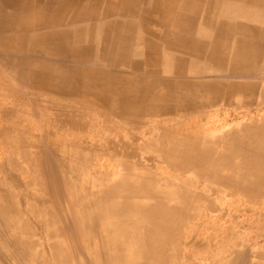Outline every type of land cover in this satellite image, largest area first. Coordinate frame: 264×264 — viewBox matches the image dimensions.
Masks as SVG:
<instances>
[{
    "label": "rangeland",
    "instance_id": "1",
    "mask_svg": "<svg viewBox=\"0 0 264 264\" xmlns=\"http://www.w3.org/2000/svg\"><path fill=\"white\" fill-rule=\"evenodd\" d=\"M20 1L21 6H25V9L21 10L22 12L20 15L15 18L18 28H21L24 20H29L32 23L31 25L37 23V20L41 21L42 24L52 22L53 20H67L66 16L73 18L72 12H74V10H77L80 15H84L85 18L82 19V22L87 25L83 30L84 33H82L81 36H77V33L71 36V41L74 43L69 44L68 41L65 43L71 45L76 44L75 41H77V39L78 42L81 40L80 45L83 46L82 49L86 51V49L91 48L88 54L93 58L90 63L89 60L83 58L79 59L76 56L71 57L67 55L65 57H54L37 52V48L35 47V52L29 51L22 53L24 54V59L30 62V67L32 69H34V67L37 69V65L41 64L40 62H45L46 65H49L54 70H57L58 66H61L74 71L76 68L82 66L90 71L96 72L98 75L118 72V76L120 75L119 79L125 81L128 75L138 76L142 74L140 77L146 78L150 73V71H146L150 66L149 64H153L152 62L156 61L153 57L154 50L155 52H160L158 47L155 49L151 47V53H147L151 54V57L148 55L146 56L145 50H143V48L146 49V43L138 36L140 33L135 32L142 27L143 23L150 24V19L157 18L159 7V5L156 6L157 0H65L66 3L64 6L60 5L61 0L55 2L52 0ZM149 2L152 3L149 4ZM18 4L19 2H17V5ZM191 4L194 5L195 1ZM69 5H71L70 8ZM163 5L165 7L164 3ZM167 11L168 8L162 13V18L160 20V23L164 22L165 25L166 22H169L163 20ZM7 13L8 15L12 13L11 9L8 7ZM173 13H175V11ZM176 16L177 15H173L172 19H175ZM178 17H180V15ZM74 20H79V18ZM74 20L70 19L71 22H74ZM114 23L120 24L118 32L124 33L121 37L124 40L123 46L120 50H115L116 55H114V48L110 46L114 32L111 26H113ZM128 27L131 28V30L128 29L127 31ZM50 28L58 30L60 26H52ZM28 31L27 29L26 32ZM119 39H115V42L113 41L115 45L118 44ZM123 48L126 49L122 52ZM149 48L148 45V52H150ZM129 50L134 56L142 54L141 57H143V55L144 57L140 60H137L138 57L134 59L135 57L133 56L130 57L131 59L120 58L122 59L120 60L119 57L122 56V53L127 54ZM4 55L10 63H13V67L11 66L13 69L15 67L14 63L18 61V58H23V56L11 53H6ZM169 60L170 57H167L164 61L167 62ZM165 64L163 65L165 66ZM163 65V71H167ZM12 68L6 67L4 69L5 72L2 77L3 86L0 87V112L3 111V114H0V160L2 162H0V204L4 206L5 204L9 205L12 203L15 207V211L21 212L22 215L16 217L11 214V216L5 219V216L0 212V238H4V235L9 237L11 235L15 236L14 234L25 238L28 237L30 240L38 243L31 247L33 249L30 250L40 255L43 254L42 258H46V260L51 262V248L49 245L53 239L50 237L47 238L46 231L41 228L43 226L42 223H44L46 227L52 228L56 226V218H58L59 215L61 218L65 217L69 219V217L73 215L72 205L70 204L72 198L85 194L86 187L94 188V185L97 184L99 181L98 179L101 178L102 175L105 176L104 174L108 173L110 177L111 175H115L112 177L113 179L120 178L118 174L112 173L114 170L119 169L117 167V161H120L117 159L118 155L115 154L120 151L112 142L120 135L128 139L129 134L131 135L132 132L136 133L137 130H140L118 127L121 121L118 117L123 119H126V117H124V114L114 111V107L116 103H118L116 99L117 94L103 95L102 92H99L105 88V85L99 80L94 82L86 77L81 80L86 85L83 86L84 88L82 91H69L61 94L57 91L48 90L33 82V78L28 76L25 72L22 74V78H19L14 74ZM128 69H132L133 71H129ZM115 80L116 79L111 78L109 82L111 81V84H115L117 82V80ZM85 95L88 97H85ZM122 99L121 97L120 100ZM151 113L157 114L152 111L143 112L142 114ZM157 116L159 117L160 114H157ZM55 119L62 120L63 124L58 121L56 122ZM70 122H76L77 125L70 126ZM160 130L161 129H156L155 131ZM129 131L131 133H129ZM184 135L185 133L173 139L181 138ZM130 146L133 148L141 147L140 145ZM130 154L131 153H129V155ZM132 154L135 153L132 152ZM160 159L161 158H159V160ZM159 160L141 159L139 161H134V164L137 165L135 170H137L138 178L144 179L145 177V179L148 180L150 177L148 175H151L152 181L150 182L151 186H149H153L154 188H152L156 190H161L164 187L165 179L167 180L169 177H163L159 174L152 175L149 173L144 176L142 174H146L147 170L143 169L139 164L142 163L148 167L163 165V167L168 166V168H171L170 165H167L166 161L162 159ZM175 168L179 169L178 167ZM182 172L184 175L187 173L185 170ZM46 173L54 175L53 179L55 181L57 180L55 186L50 184L47 185L45 179L47 176ZM140 174L143 177H141ZM107 176L106 174V177ZM121 176L125 177L126 175ZM129 179L135 178L134 176H129ZM108 180H110V178H108ZM200 185H203V183H200ZM184 187L186 186L184 185ZM48 190L50 191L48 192ZM263 193L264 182L256 189L248 191L245 195L235 192L232 194L229 193V195L222 200L217 198L216 203H213L215 209L211 207L213 209L210 208L211 210L206 209L208 211H204L206 212L204 214L205 222L203 219H197V215L195 214L197 210L194 211V207L183 206V211L191 215L189 219L186 217L183 218V222H187L184 228L187 229V233H189L187 241H190L192 232L195 231L197 234L196 236L199 237L201 247L211 249L209 253L218 254L221 248L225 249L227 247L231 249L232 253L241 252L238 254L242 256L241 258L243 260L238 256L239 259L237 258L235 264H243L245 260H250L251 257H253L251 254L255 251L264 250ZM46 196L48 198H46ZM83 200L82 198L81 201ZM203 205H206L205 202H203ZM188 211H190V214ZM207 216H209V219ZM35 218L41 220V223H35ZM196 221L200 223H196ZM109 223H112L111 220L107 221L108 225ZM21 224L23 227H27V229L25 228L22 230L24 232L19 230V225ZM97 226L98 224L94 225V227ZM72 230V223H68L66 231L70 233ZM36 231H38V234ZM79 241L81 242L79 239H74L73 241L70 237L69 240H66V244L74 246L75 242L78 244ZM62 242H64V240H62ZM81 244H83V241ZM77 247H81L80 244ZM0 248V264H6V261H8L7 264H17L16 257H14L16 256V252L13 249L14 247L9 249L13 256L5 254L1 242ZM205 256L206 255L202 256V258ZM206 258L208 261L213 260L215 264H225L219 255H209ZM26 259L25 261H30L29 255L26 256ZM232 264L234 263L232 262Z\"/></svg>",
    "mask_w": 264,
    "mask_h": 264
},
{
    "label": "bare ground",
    "instance_id": "2",
    "mask_svg": "<svg viewBox=\"0 0 264 264\" xmlns=\"http://www.w3.org/2000/svg\"><path fill=\"white\" fill-rule=\"evenodd\" d=\"M52 1L55 2L57 0H52ZM161 1L168 8V11L165 14L163 20L171 21V14L176 10L172 5V3L175 2V0H161ZM17 2H19V4H18L19 6L17 5ZM214 2L216 5L217 0H214ZM65 3H66L65 0H61L60 5L64 6ZM151 3L149 2V4H151ZM159 3H160L159 0H157L156 6L159 5ZM194 5L191 4L190 8L187 11H191V12L195 11L196 9H195ZM217 5H218V3H217ZM217 5H216L217 12L218 11H220V12L226 11V9H227L226 6L225 7L222 6L221 9H218ZM70 6L71 5H69V8H70ZM132 6H133V4H132ZM162 6H164V5H162ZM7 7L11 9L12 13L9 14L10 16L7 13ZM65 8H67V7H65ZM23 9H25V6H21L20 0H0V87L3 86L2 77H3L4 72H5L4 69L6 67L7 68L13 67V63L12 62L10 63L9 60L4 55L6 53H11V54L23 56L24 54H22V53L29 52V51L35 52L34 48L36 47L37 52H40V53H44V54L51 55L54 57H60V56L65 57L67 55L71 56V57L76 56L79 59L83 58V59L89 60L91 63L93 58L90 56V54H88L90 52L91 48L89 47L90 49H86V51L84 49H82L83 46L80 45L81 40L79 42H78V39H77V41H75L77 45L76 44L68 45L67 43H65L66 41H68L69 44L74 43L71 41V36L76 35V33H77V36H81L82 33H84L83 30H84V28H86L85 26H87L86 24H84L82 22L83 21L82 19L85 18L84 15H82V14L80 15V13L77 10H74V12H72L73 18L70 16H66L67 20H63V19L53 20L52 22H48L46 24H42L41 21L37 20L36 21L37 23H34V25H31L32 23L29 20H24V22L21 25V28L20 27L18 28L17 27L18 24H17L15 18L20 15V13L22 12L21 10H23ZM37 10H39V9H37ZM184 10H186V9H184ZM57 12H58V10H57ZM134 12H135V10H134ZM61 14H62V12H61ZM132 15H129V16H132ZM184 15H185V13H184ZM177 16H179V11H177ZM41 17H42V15H41ZM227 17H228V15H227ZM76 18H79V20H74ZM183 18H185V17H183ZM187 18H190V17H187ZM194 18H195V16H194ZM70 19H73L74 22H71L72 20L70 21ZM176 21L178 22V20H176ZM191 23H193V21H191ZM58 25L60 26V28L58 30H53L50 28L52 26H58ZM91 25H93V24H91ZM190 25H192V24H190ZM241 26H239V27H241ZM244 26H246V25H244ZM111 27H113L114 32L112 31L113 32V35L111 38L112 43L110 46L114 48V52H115V50H120L121 47L123 46L124 40L121 37H122V34H124V33L118 32V28L120 27V24H118V23H114L113 26H111ZM229 27H231L230 24H229ZM27 29L29 30L28 32H26ZM128 29L131 30V28L128 27L127 31H128ZM210 29H211V27H210ZM224 29H225L224 31H226L225 27H224ZM85 32H86V29H85ZM217 32H219V31H217ZM258 32H259V30H258ZM216 33L214 32L215 35H216ZM217 34H219V33H217ZM245 34H243V35H245ZM241 35H242V33H241ZM247 35H248V33H247ZM183 37L185 38V36H183ZM216 37H215V39H216ZM218 37H220V36H218ZM238 37H240V36H238ZM181 38H178L177 42H181L182 41ZM115 39H119L118 40L119 42L117 45H115V43H114L116 41ZM201 39H203V38H201ZM224 39H225V37H224ZM196 40L197 39H195V41ZM259 40H261V39H259ZM225 41H226V39H225ZM182 42L184 43V41H182ZM189 42H191L190 39H189ZM205 42H207V41H205ZM217 43L218 42H216V44ZM184 44H186V43H184ZM195 44L196 43H194V45ZM199 44L205 45V43L204 44L199 43ZM199 44H198V46H199ZM148 45L150 48L151 47L157 48L159 46L158 44H154V43H149ZM148 45H146V46H148ZM202 45H201V47H202ZM204 47H206V46H204ZM125 49L126 48H123L122 52ZM193 49H195L194 46H193ZM216 49H214V50L216 51ZM220 49H222V48H220ZM143 50H145V49L143 48ZM201 50H202V48H201ZM149 51H151V50H149ZM125 53H126V51H125ZM200 53H202V52H200ZM203 54H205V53H203ZM213 54L214 53H212V55ZM114 55H116V52ZM132 56H134V55L129 50V52L127 54L122 53V56L119 57V59L120 58H130ZM153 57L155 58V60L157 62L151 61L153 64L150 63L149 64L150 66L147 68V70L145 69L148 72L150 71L149 75L146 78L140 77L139 75L138 76L128 75L127 78L125 79V81H122L121 79H119L120 75L118 76V74H119L118 72H115V73L110 72L107 74L103 73V74L98 75L96 72L90 71L89 69L84 68L82 66L76 68L74 71H72V69H66V68H63L61 66H58V69L54 70L49 65H46L45 62H40L41 64L37 65V69H35L36 67H34V69H32L30 67V62L27 61V59H24V56H23V58H21V57L18 58V61L16 63H14L15 67H14V69L12 68V71L19 78H22V74L25 72L28 76L33 78V82L41 85L42 87H44L48 90L57 91L61 94L69 92V91H72V92L82 91V89L84 88L83 86L85 84L81 80H83L86 77L90 78L94 82L99 80L101 83H103L105 85V88L103 90H100L99 92H102L103 95H108V94H113V93L117 94L116 99H117L118 103H116V105L114 107V111H116L117 113L124 114V113H127L128 111H135L137 109H143L145 111H140V112L146 113L148 111H152L153 113L163 114V112H161V110L166 109V106L164 104H160V98L163 100L167 91L165 89H163L164 87H166V82H165L166 80L164 78H163L164 80L161 79L162 75L160 73H161V71H163L162 65L166 63L164 60L168 56L163 55V56H161L162 57L161 58L159 55V52H157V51L155 52V50H154ZM102 58H103V56H102ZM207 58H209V57H207ZM98 59H100V58H98ZM149 59H152V58H149ZM233 59H234V62H237V63L242 60V55L240 54L239 49H237L235 51V55H234ZM120 60H122V59H120ZM241 62H243V60ZM222 63H223V61H222ZM245 65H247V64H244V66ZM259 67H261L260 64H259ZM263 68H264V63H263ZM128 70L133 71L132 69H128ZM7 71H10V70H7ZM231 77H232V75H231ZM109 78L110 79L114 78L117 80V82L115 84H111L110 83L111 81L109 82V80H110ZM205 78H206V76H205ZM235 82L237 83V81H235ZM251 82L252 81H249L250 84H251ZM189 83H191V81ZM255 83H256V81H255ZM242 84H244V83H242ZM230 85H232V83ZM245 85L246 84H244V87H245ZM256 85L257 84H255V86ZM167 86L169 87V85H167ZM176 87L185 88L183 86V83H182V86L178 85V86H175L174 88H176ZM190 87H192V86H190ZM231 87L233 88L234 86H231ZM174 88H172V89L174 90ZM216 88H218V87H216ZM232 88H230V89H232ZM253 88H254V86H253ZM255 88H257V86ZM196 89L197 88H195V90ZM237 89H238V87H237ZM185 90H187V88H185ZM216 90H218V89H216ZM216 90H214L215 93L217 92ZM197 91H196V94H197ZM263 91H264V86H263V88L259 89V92H263ZM192 92H194V91H192ZM203 92H204V90H203ZM203 92H200V93H202V95H203ZM212 92L213 91H211V93H210V91H209L207 93H210L211 95H207V94L206 95L207 96H213L214 95V97H215V95L217 93L212 94ZM161 93H162V95L164 94V97L162 95H161L162 97L159 96ZM168 93H170V92H168ZM173 93H174V91H173ZM200 93L197 95H199V97L202 98V96H200L201 95ZM121 97L123 98L122 100H120ZM190 98H192V96H190ZM199 101H201L200 98H199V100H197L198 104H199ZM172 102H174V101H172ZM168 103H170V101ZM195 103H194V105H195ZM9 107H10V105H9ZM0 114H3V111H1ZM259 116H260V118H258V119L257 118L252 119L255 116L254 117L249 116L248 121H246L245 123L241 122L236 127L233 126V128L229 129L227 132L220 133L218 135L217 134L213 135L211 132H209L207 130V128H199L195 132L190 131L191 129H187L185 132H183V133H185V135L183 137L178 138V139H171V141L168 142V144L166 146H162V147L160 146L159 147V145L158 146L157 145H149V148H150L149 150L151 152L156 151L157 153H160L162 155L161 159L166 161L167 165H170L171 168L172 167H174V168L178 167L179 169H182V171L185 170L187 172L186 175H184L185 182L181 183V185L178 182V180H175L176 177L172 176V177L167 178V180L165 179V184L163 183L164 187L161 190L153 189L154 188L153 186H152L153 188L150 187L151 186L150 182L152 181V178H151V175H148V172L146 174H142L144 176H146V175L150 176L148 178V180H146L145 177H144V179L143 178L140 179V177L138 178V176H137L138 175L137 170H135V167H137V165H135L134 163H130V162L128 163L126 161H117L118 162L117 167L122 168L124 170V172L126 174L125 177L113 179L112 177L115 175H111V177H110V174L106 173L108 175L106 177V174H104L105 175L103 178L104 181L102 183H98L100 187L94 193H90V194L87 193L88 192L87 190L89 187H86L85 194H83L81 196L80 195L74 196L72 198L70 204L72 205L73 215L71 217H69V219L65 218L64 216H63L64 218H61V216L59 215L60 219H59V217L56 218V226H53L52 228H48V227H46V225L44 223H42L43 226L41 225L42 226L41 228H43L46 231L47 238L50 237L51 239H53V241L49 245L51 248V251H50L51 262L49 260H46V258H42L43 254L40 255L39 253H34L30 250V249H33L31 247L35 246L38 243H36L33 240H30L28 237L25 238L22 236H18L16 234H14L15 236L11 235L10 237L4 235L5 236L4 238H2V237L0 238V242H1L2 248L5 251V254L9 255V256L10 255L13 256L12 252H10L9 249L14 247L13 249L16 252V256H14V257H16L17 264H82L84 260L81 261V257L79 256V253L83 252L81 247H78L80 250H74V248L76 249L77 246L72 245L73 246V248H72L71 244H66L67 239L65 237H68V238L73 237V236L74 237H79V236L85 237V236L91 235L90 231H97L98 232V236H97L98 240H83L84 250H85V252L90 254V257H88L87 259L91 258V261L93 262V263L91 262L92 264H150V260L145 261V259H146V257L152 258L153 256H155V260L153 263L161 264L160 262L157 263V261L159 260V258H161L162 255L159 257L157 248H155L154 245L150 249L147 248L145 250L147 239H146V237L144 238L143 233H147L148 235H150V233H151L152 237H154L155 240H157L158 236L161 235L164 231L175 232L177 223L179 221L183 220L184 217L189 219V216H191V215L186 214L185 211H183V208L185 206L191 207V208L194 207L195 209L193 208V210L194 211L197 210L195 212V214L197 215L196 216L197 219L198 220L203 219L205 222L204 214L208 211L206 209H210L211 207H213L215 209L213 203L214 204L216 203L217 198L219 200H222V199L226 198L229 195V193L232 194L235 192L245 195L248 191L256 189L260 184H262L264 182L263 181L264 180V114H260ZM127 118L128 117H126V119ZM223 118L225 119V117H223ZM55 121L56 122L58 121L59 123L63 124L62 120H56L55 119ZM69 125L75 126V125H77V123L76 122H70ZM40 156H41V154H40ZM0 162H1V160H0ZM131 168H134V169H131ZM138 172H139V170H138ZM46 174H47V176L45 177V179H46L47 185L50 184V185L55 186L57 184V180L55 181L53 179L54 175L48 174V173H46ZM129 176H134L135 179H129ZM140 176H141V174H140ZM118 177H119V175H118ZM141 177H143V176H141ZM177 177H178V175H177ZM108 178H110V180H108ZM200 183H203V185H200ZM184 185L186 187H184ZM49 191L50 190H48V192ZM47 196H46V198H48ZM79 197H81V198H79ZM82 198H84L83 201H81ZM137 201H139V202H137ZM203 202H205V204H206L205 206L203 205ZM242 204H240V205H242ZM230 205H232V204H230ZM236 207H238V206H236ZM213 208H211V209H213ZM62 210H63V208H62ZM205 210H206V212H204ZM0 212L3 216H5V219L8 218L9 216H11V214H13L16 217H20L22 215L21 212L15 211V207L12 203L9 205L5 204L4 206H2L0 204ZM188 212L190 214V211H188ZM207 217L209 219V216H207ZM187 219H186V221H187ZM108 220H111V222H112V223H109V225L107 224ZM198 222L196 221V223H198ZM209 222H212V221H209ZM213 222H215V221H213ZM35 223H41V220H39L38 218H35ZM68 223H72V225H73V230L70 233H68L66 231ZM96 224H98V226L94 227V225H96ZM126 227L132 228V230H130V231L138 230V229H140L142 231L143 237L141 238L142 240L139 241V243H141L140 245L138 244L137 241H134V242L133 241H124V244L121 242L122 240H120L119 237H121L120 235L122 234V231L127 229ZM165 227H166V229H165ZM25 228L27 229V227H23L22 224L19 225L20 231L24 230ZM35 230H36V228H35ZM185 230L187 231V229L184 228V231ZM237 230H238V228H237ZM22 232H24V231H22ZM36 232L38 234V231H36ZM193 232L195 233V231H193ZM93 235H94V233H93ZM101 237H103V238H101ZM222 239H224V238H222ZM62 240H64V242H62ZM224 240H226V239H224ZM175 241L176 240H174V242ZM97 244L102 245L103 248H98ZM199 244H201V243H199ZM199 244L197 246H199ZM80 246H82L81 243H80ZM71 248H72V250H71ZM139 248H141V249H139ZM227 249H229V248H227ZM234 250H236V249H234ZM0 251H1V248H0ZM77 251H79V252H77ZM220 252L222 253V255H220V258H222V260H224L223 263H225V264L227 262L229 263L230 259H231V264H232V262L235 264L238 256H240L239 258L242 257L241 255L238 254L241 252L232 253L231 250L228 252H231L232 256H229L228 254H224V252H226V250L224 248H221ZM27 255H29V257H30L29 262L25 261ZM228 256H229V260L227 259ZM251 256H253V257H251V259L248 261L245 260L243 264H264V250L263 249L255 251L253 254H251ZM225 259H227L226 260L227 262L225 261ZM87 261L84 262L83 264H90V262L89 261L87 262ZM7 262L8 261H6V264H7ZM209 262H210L209 264H215V262L213 260H209ZM163 263H166V259L162 260V264Z\"/></svg>",
    "mask_w": 264,
    "mask_h": 264
},
{
    "label": "crops",
    "instance_id": "3",
    "mask_svg": "<svg viewBox=\"0 0 264 264\" xmlns=\"http://www.w3.org/2000/svg\"><path fill=\"white\" fill-rule=\"evenodd\" d=\"M193 1H195L194 7L196 10L193 12L187 11ZM217 3L216 5L218 9H221L222 6H226V11L217 12L214 0H175V2L172 3L173 7L176 9L175 13L171 14V21L166 22L165 25L164 22L160 23V20L162 18V13L165 11L167 6L162 7L163 2L160 0L157 18L150 19V24L143 23L142 27L135 31L136 33H140V35L138 36L141 37L143 41H145L146 45L148 43L159 45L158 48L160 51V57L163 55H167L168 57H170V60L166 62L167 64H165V69H167V71L161 72V79L164 78L166 80V87H164L163 89H165L167 92L165 91V97L164 94L162 95V93L159 95L160 97H164L163 100L160 98V104H164L166 106V109L161 110L163 114L160 113L159 117L157 116V114L152 113L142 114V112L140 111H145L143 109H137L135 111H128L127 113H124V117H128L129 120L117 116L119 120L121 119L118 127L140 130H137L136 133H131L129 131L131 135L129 134L128 139H126L125 136L120 135L115 141L112 142L120 151L119 153H115L118 155V160L126 161L128 163H134V161H139L141 159L158 161L162 155L160 153H157L156 151L151 152L149 150V145L151 144L159 145V147L166 146L168 142L171 141V139L177 137L178 135H183V132L187 129H191L190 131L195 132L199 128H207V130L213 135H218L220 133L227 132L229 129L233 128V126L236 127L241 122L245 123L246 121H248L249 116H255L252 119H258L260 118V114H264V91L259 92V89L263 88L264 86V0H217ZM177 10L179 11L180 17L176 16L175 19H172L173 15H177ZM184 13L186 16L184 15ZM176 19L178 20V22L176 21ZM191 21H193V23H191ZM190 24H192L193 26ZM229 24L231 27H233H229ZM224 27L226 28L227 32L224 31ZM258 30L260 33L258 32ZM214 32H217L219 34L216 33L215 35ZM246 32L248 33V35ZM183 36H185V38ZM178 38H181V40L186 44H184L182 41L177 42ZM189 39L192 43L189 42ZM195 39H197L196 41L198 43L195 41ZM205 41H207L208 43ZM193 42L196 44L194 45ZM216 42H218V45L216 44ZM199 43H205V45ZM193 46L195 49H193ZM189 47H192V50ZM214 49H216V51ZM237 49H239V52L242 55L243 62H241L242 60L238 63L234 62L233 58ZM149 50L152 51L151 48H149ZM151 51L148 52L146 46V56L148 55L151 57V54H147L151 53ZM212 53H214L215 55L213 54V56ZM141 56L142 54L135 55L133 57H135L134 59H137L138 57L137 60H140L144 57V55L143 57ZM244 64L247 65L244 66ZM259 64L261 65V67H259ZM139 76H142V74H139ZM190 81L191 83H189ZM235 81H237V83ZM249 81H252L251 84L254 86V88L249 83ZM182 83L183 86L187 88V90H185V88L183 87L174 88L178 85L182 86ZM231 83L232 85H230ZM242 83L246 84L245 87ZM255 84H257V88H255ZM167 85L171 87L169 88ZM215 86L218 88H216ZM231 86L234 87L232 88ZM236 86L238 87V89ZM172 88H174V90ZM195 88L197 89L195 90ZM214 90L217 91L216 93L218 95ZM196 91L197 94L203 92V95L202 93H200V96H202V98L196 94ZM209 91L210 93L211 91H213L212 94H216L215 97L214 95L207 96L211 95L210 93H207ZM190 96H192V98H190ZM199 98L201 99V101H199L198 104L197 100H199ZM169 101L170 103H168ZM186 111H189L190 113H187ZM223 117H225L226 120ZM156 129L161 130L155 131ZM130 145H140L141 147L133 148ZM132 152H134L135 154H132ZM129 153L131 154L129 155ZM139 166L147 170V172L152 175L159 174L163 177L175 176V180H178L180 185L181 183L185 182L184 173L182 172V170H179L177 168L174 169L163 167V165L148 167L142 163L139 164ZM112 173L118 174L120 178L122 177L121 175H126L122 168L114 170ZM103 178L104 176L102 175L101 178L98 179L99 181L97 182V184L94 185V188H88L87 193H94L100 187L98 183H102L104 181ZM182 221L183 220L179 221V224L177 223L175 232L164 231L161 235L158 236L157 240L152 237L151 233L150 235H148L147 233H143L144 238L146 237L147 239L145 250L147 248L150 249L154 245V247L157 248L159 257L162 255L157 263L160 262L162 264V260L166 259V263L163 264H207L210 263L206 258L207 256L222 255L220 251L218 254H213L209 253L211 249L207 247H201V244H199V237L196 236L197 234H194V232H192V237L188 242L187 240L189 233H187V231H184L185 223L187 222ZM130 230H132V228H127L122 231V234L120 235L121 237L118 236L119 239L122 240L121 242L123 244L124 241H137L140 245L141 243H139V241H141V238L143 237L142 231L140 229L133 231ZM90 233L91 235L85 237L73 236L71 238L73 239V241L77 238L81 240V242L83 240H98L97 231H90ZM65 238L69 240L68 237ZM174 240L176 241L174 242ZM81 242L79 241L78 244L75 242V245L79 246ZM197 243L199 244V246H197ZM97 245L98 248H103L102 245ZM77 248L78 247H76V249L74 248V250H80L79 248ZM81 249L83 251L79 253L81 261L84 260L83 262H86L88 260L90 264H92L93 262L91 261V258H89L90 260L87 259L88 257H90V254L85 252L83 244L81 246ZM225 250L226 252H224V254L232 256V251L228 252L231 249L227 250L225 248ZM204 255L206 256L202 258V256ZM229 256L227 257L228 260ZM201 258L204 260H202ZM227 259H225V261ZM148 260H150V264H156L153 263L155 260V256H153L152 258L146 257L145 261ZM226 264H231V259L229 260V263L227 262Z\"/></svg>",
    "mask_w": 264,
    "mask_h": 264
}]
</instances>
